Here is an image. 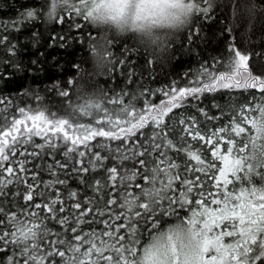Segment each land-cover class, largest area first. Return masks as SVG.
Listing matches in <instances>:
<instances>
[{
	"label": "trees",
	"instance_id": "1",
	"mask_svg": "<svg viewBox=\"0 0 264 264\" xmlns=\"http://www.w3.org/2000/svg\"><path fill=\"white\" fill-rule=\"evenodd\" d=\"M195 4L138 29L89 0H0V264H144L171 230L264 205V86L202 90L243 59L264 83V0ZM32 118L49 128L16 131ZM258 235L235 236L249 264Z\"/></svg>",
	"mask_w": 264,
	"mask_h": 264
},
{
	"label": "rangeland",
	"instance_id": "2",
	"mask_svg": "<svg viewBox=\"0 0 264 264\" xmlns=\"http://www.w3.org/2000/svg\"><path fill=\"white\" fill-rule=\"evenodd\" d=\"M71 2L72 0H66V4ZM88 6L91 17L97 21H110L120 27L144 29L147 26H170L177 23L189 14L196 4L195 0H89ZM240 85L264 86V83L250 74L246 59L242 60L235 74H223L214 85H206L202 90ZM187 94L182 92L175 99L164 100L152 114H163ZM143 120L146 121L147 117ZM22 127L49 128L48 125L44 126L39 118L21 122L16 131ZM13 134L14 132L6 133L4 141ZM247 200L250 201L236 209L225 207L223 211H219V208L218 211L208 213L197 227L191 223L187 229L171 230L158 237L145 250L144 264H249L253 248L251 246L250 254L247 253L244 257V254H241L246 252L245 246L238 255L233 249L239 239L235 236L239 229L245 241H253L259 233V240L253 245L256 244L261 251L262 245L264 247V205H253L251 198ZM234 220L239 221L240 227L233 223Z\"/></svg>",
	"mask_w": 264,
	"mask_h": 264
}]
</instances>
